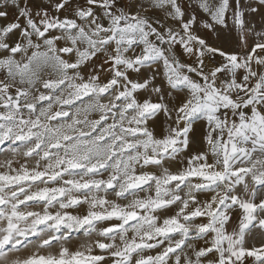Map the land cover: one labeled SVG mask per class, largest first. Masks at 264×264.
<instances>
[{"label":"snow or ice","instance_id":"1","mask_svg":"<svg viewBox=\"0 0 264 264\" xmlns=\"http://www.w3.org/2000/svg\"><path fill=\"white\" fill-rule=\"evenodd\" d=\"M30 3L0 0V20L12 18L0 25V145L19 142L25 157H39L31 170L0 174V264H131L133 254L161 245L135 264H169L173 256L181 264V253L183 264H245L249 258L264 264V22H252L256 16L264 21V0H199L210 19L202 27L218 40H227L223 30L235 31V50L200 35L195 11L189 15L181 0H83L74 8L72 0ZM70 8L72 15L64 14ZM152 9L166 19L148 15ZM178 48L191 62L181 61ZM89 66L85 77L80 69ZM161 66L164 80L157 84ZM46 70L55 78L42 79ZM142 91L148 95L140 100ZM84 97L90 100L84 109L64 110ZM81 111H98L99 119L80 120ZM110 113L119 119L107 124ZM160 116L158 137L148 124ZM199 120L207 127L205 151L192 148ZM182 156L178 172L164 166ZM137 167L160 174H137ZM101 170L106 179L96 178ZM26 182L28 189L45 186L28 191ZM153 183L155 197L135 198ZM109 193L134 198L122 206L107 199ZM202 193L211 196L201 201ZM177 202L182 206L174 215L161 221L153 214ZM32 204L41 211L21 209ZM85 204L84 214L68 211ZM196 218L207 222L193 223ZM114 219L118 223L98 227ZM81 230L88 239L74 246L73 233ZM257 234L261 245L246 246ZM200 240L205 246H197ZM54 245L58 249L48 251ZM29 247L30 255L9 259Z\"/></svg>","mask_w":264,"mask_h":264},{"label":"rangeland","instance_id":"2","mask_svg":"<svg viewBox=\"0 0 264 264\" xmlns=\"http://www.w3.org/2000/svg\"><path fill=\"white\" fill-rule=\"evenodd\" d=\"M48 2H49V0H31L30 6H31V4H47ZM198 2H199V0H181L182 5H190V7L187 8V13L190 15V14L193 13V11H195V13H196V15L198 17V22H197L195 30L200 35L210 38V42L215 43V44H219V45L225 47L227 50H235L236 49V36H237L235 31H232V32L229 33L227 30H223L222 31V36L227 37V40H224V39L218 40L217 37H216V33H209L208 30H206V29H204L202 27L201 22L202 21L203 22H210V19H209L208 15L206 13H204L202 10H200L198 8ZM217 2H218V0H209L210 4H215ZM246 2H247V0H242V4H246ZM82 3H83V0H72L71 8H74V7H76V6H78L79 4H82ZM71 8L68 9L64 14L71 16L72 15ZM33 10L35 11V9H33ZM147 14L148 15L159 16L162 19H166V17L163 16V12L160 11V10L152 9ZM248 18L252 19L251 16H249ZM11 19L12 18L10 17L9 21ZM9 21L0 20V25H3L4 23L9 22ZM252 22L256 23V24H260V23H262L264 21H262L259 16H256L254 18V20H252ZM21 23H23L22 19H21ZM169 23H172V22L169 21ZM229 23H231V21H229ZM53 34H56V33H53ZM17 38H18V33L11 37L12 40H15ZM249 43H251V40L249 41ZM62 44H63V42H58V46H60ZM137 50H139V49H137ZM181 51H182V49L178 48L177 54L180 55ZM64 58L65 59H69V57H67V56H65ZM17 59H19V57H17ZM180 59H181L182 62H185V63L191 62L189 57H187L186 55H180ZM218 60H219V57H217V61ZM93 63H99V61L98 60H94ZM89 70H90V66L89 67H82L80 69L81 73L84 74L85 77H87V73H88ZM158 73L159 74L157 75V79H156L155 83L161 84V83H163V80H164L162 66L159 67ZM2 75H3V73H0V76H2ZM41 76H42V79L55 78V75L50 70H46L44 73L41 74ZM105 77H106V73H101V80H104ZM193 78H196V77L194 76ZM36 87L39 88L40 91H42V92L46 91V90H44L42 88V86L40 84H37ZM147 95L148 94L146 92H143V91L137 93L138 99H140V100H143L144 98H146ZM109 99H110V97L105 95L102 98V102L103 103H108ZM152 99L155 100V96H153ZM89 102H90L89 97H84L82 100L76 101L75 104L71 108L65 106L64 110H67V111H69L72 114H75L77 108L84 109L85 106ZM117 103H119V102H117ZM40 106L41 105H38V108ZM43 106H46V102L44 103ZM59 107H60L59 105H54L53 111L58 110ZM0 111H4V109L0 108ZM113 112H116V110L114 109ZM23 114L25 115V117H27L28 112H27L26 109L23 110ZM131 115H132L131 112H129L127 114V116L129 118L131 117ZM99 116H100V113L98 111H88V112L81 111L79 113V115L77 116V118L80 119V120L93 121V120L99 119ZM114 119L118 121V119H119L118 114L115 117H113V115L110 113L108 115V119H107L106 123L107 124L113 123ZM163 121H164L163 116H160L157 119V122L155 124L152 123L151 121H149V124H148V127L150 129H154L155 134L158 137L163 134V128H164V122ZM61 122H64L63 118L61 119ZM51 123L55 124L56 122L53 121ZM124 126L128 127L129 125L127 124V122H125ZM78 127H84V125H78ZM85 130H87V129H85ZM206 130H207V127H206V122L205 121L199 120V121H197L195 123L194 132L192 134H190L192 136V140H193V145H192L193 149H199L200 151H205L207 149V145L203 141V136H204ZM129 139H132V137H129ZM17 146H19L20 151H18L17 153H13L11 151V148L17 147ZM24 150H25L24 147L22 145H19V142H17L16 145H13V144H11V142L6 141L4 144L0 145V174L15 175L16 172L22 166H26L29 170L35 168L36 167V162H37V160H39V157H36V156L25 157L23 155V151ZM183 159H184V157L182 156L180 158V160H177V161H174V162H167L166 161L164 166L168 167L172 173H176L183 167V165L180 162ZM8 161H11V167L8 166V163H7ZM209 162H211V156H209ZM45 163H46L45 161H40V167L43 168ZM145 170L149 171V172H155L157 175L160 174V169L156 168V167H149L147 169H140L139 167H137V174H139L141 171H145ZM107 176H108V173L104 172L103 170H101V173L97 174L96 178H105L106 179ZM65 178H70V177L66 176ZM76 178H79V177H76ZM174 183L175 182H173V184L169 185L168 187H174ZM44 186L45 185L37 182L36 184H34L32 186L31 189H28L27 188V182L25 183L26 190H28V191H34L37 188H42ZM48 186L49 187H53V186H59V185L58 184H49ZM12 190H17V189L14 187L12 189H6L5 191L10 194V191H12ZM186 191H187V189H184V191H182L180 193V195L183 197ZM98 195L104 196L105 193L100 192V193H98ZM148 196L155 197V185H154V183L152 184V186L150 188L148 186H145V190L144 191H137L135 198L143 199V198H147ZM210 196H211V193L197 194L198 199L201 200V201L210 198ZM20 198L23 199V195H21ZM133 198L134 197L129 196L127 199H117L114 194L109 193L107 195V199L114 200L116 203H118V204H120L122 206L128 204ZM181 206L182 205L179 202H177L175 205L169 207L167 210L157 211V212H155L153 214L159 216L161 218V221H162V219L165 216L174 215L177 211H179V208ZM87 207L88 206L86 204L85 205H80V206H77L76 208L69 209L68 211L72 212L73 214H84V213H86ZM189 207L191 209V208L195 207V205L190 204ZM41 208H42V205H36V204H32L31 207H29L27 209H25V206H23V205L21 206L22 210L41 211ZM58 209H59V206L57 204V205H54L53 207H50L49 211L55 212ZM201 222H207L206 218H196L193 221V223H201ZM235 222L236 221H235V217H234L232 223L228 226L229 230H231V228L235 225ZM113 223H118V221H116L114 219V220H112L110 222H100L98 224V227H106V226H109V224H113ZM132 223H134V222H132ZM62 231H63V229H62ZM133 235H134V233L131 230L127 233V236H128L129 239H131L133 237ZM176 238H179V237L177 236ZM31 239H35V238L33 237ZM73 239H74V246H78L79 243L85 242L88 238L83 236V230H81L80 233H73ZM91 239L104 240L103 237H98L95 234H93V237ZM208 239H210V237ZM104 242H111V241L104 240ZM115 242L118 245H120V243H121L118 237H117ZM195 243L197 244L198 247L199 246H205L203 240H200V241L195 242ZM261 243H262V240H261V238H260V236L258 234L256 235L255 239H252L251 237L246 238V246H248V247H251V246L259 247L261 245ZM164 246H166V245H161L159 247L152 248V249H145L139 255L133 254L131 264H135V260L140 258V256H144V257H146L148 255L155 256L159 251L162 250V248ZM58 247H59V245H54L53 248L49 249L48 251L55 252L58 249ZM32 251H34V249L32 247H29L28 249H23L22 248L18 253H16V252L11 253L10 256H9V259H13V258H15L17 256L25 257L27 255H30ZM184 251L187 252L189 255H191V249L185 248ZM94 252L96 254H100V250L99 249H94ZM177 252L180 253V250H177ZM105 255H107V253H105ZM183 259H184V255H183V253H181V264H183ZM106 264H111V260L106 261ZM169 264H174V256L169 261ZM245 264H251V258L246 260Z\"/></svg>","mask_w":264,"mask_h":264}]
</instances>
